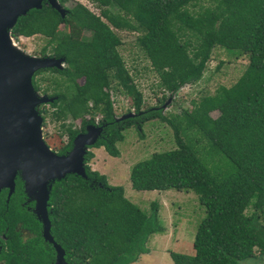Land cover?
<instances>
[{"label": "trees", "instance_id": "obj_1", "mask_svg": "<svg viewBox=\"0 0 264 264\" xmlns=\"http://www.w3.org/2000/svg\"><path fill=\"white\" fill-rule=\"evenodd\" d=\"M66 1L58 0L66 10L63 17L42 2L17 17L10 30L15 40L39 35L44 44L38 53L63 58L60 69L34 71L48 73L41 79L51 90L41 91L55 97L50 110H39L42 122L49 116L58 122V135L69 138L57 153L66 152L72 137L96 116L111 120L112 92L128 97L135 113L126 118L123 129H138L154 117L165 120L160 106L141 110L142 94L118 53L121 40L113 28L137 34L135 45L148 59L158 86L169 94L200 79L214 47L246 57L232 84L191 101V108L183 111L185 127H194L208 151L224 156L231 169L211 171L192 143L182 139L185 128L167 120L175 147L134 162L128 179L134 190L189 189L204 207L192 254L169 252L173 264H240L263 253L264 0H88L98 14L80 2L66 6ZM61 23L66 32L58 29ZM82 30L91 34L79 38ZM31 83L36 90L33 76ZM165 99L162 94L160 101ZM212 110L217 111L215 117L209 116ZM72 121H78L77 128ZM113 123L98 124L102 130L89 148L103 146L109 155H117L115 143L122 139V129ZM92 156L88 150L83 157L85 178L67 174L50 182L46 205L51 232L62 245L86 254L91 264H130L148 251L145 241L158 229L152 223L154 214L147 217L123 195L121 186L108 184L103 174L90 169ZM13 181L7 202L0 192V213H11L12 208L19 213L15 200L24 195L22 181L19 175Z\"/></svg>", "mask_w": 264, "mask_h": 264}, {"label": "rangeland", "instance_id": "obj_2", "mask_svg": "<svg viewBox=\"0 0 264 264\" xmlns=\"http://www.w3.org/2000/svg\"><path fill=\"white\" fill-rule=\"evenodd\" d=\"M74 2H80L90 11L98 14V9L88 0H67L64 5L70 6ZM58 29L66 32L67 27L61 23ZM113 31L121 40L118 53L142 94L141 110L146 107L160 106L165 120L154 117L142 122L138 129L130 125L121 130L122 139L115 143L118 152L116 156L109 155L103 146L89 148L93 156L88 161V165L90 169L103 174L108 184L121 186L123 195L147 217L154 214L152 223L158 229L149 234L145 241L148 251L139 255L130 264H173L169 252L192 254L193 235L204 218V207L189 189H132L128 179L130 167L137 160L148 158L153 152L175 147L173 129L167 122L172 120L175 123L179 122L180 128H185L180 131L182 139L192 143L191 146L197 156L211 171L219 173L229 171L232 167L231 163L224 156L208 151L206 141L194 127H185L183 111L191 108V101H197L203 95L212 94L219 86L227 87L232 84L241 74L247 59L245 56H234L221 47H214L200 79L192 84L181 86L174 94H169L158 86L157 76L151 70L148 59L135 45L134 39L137 34L126 29L113 28ZM90 34V31L82 30L79 32V38ZM13 42L19 51L27 55L40 56L38 51L44 44V39L35 34L27 37L20 36ZM46 75H48L47 72H42L34 77L41 87L50 88L51 84L41 79ZM50 90L47 89V92ZM37 93L43 94L40 91ZM162 94L166 96L163 102L160 101ZM110 96L116 118L133 112L128 97L115 92H112ZM44 108L51 109L48 104H45ZM216 115V110L209 112L211 117ZM95 118L93 121L96 122ZM71 125L77 128L78 121H72ZM58 131V122L46 116L41 124L42 138L52 150L56 151L65 143L64 136L58 135ZM29 194L31 197H36L34 190H29ZM257 255L244 264H264V253Z\"/></svg>", "mask_w": 264, "mask_h": 264}, {"label": "water", "instance_id": "obj_3", "mask_svg": "<svg viewBox=\"0 0 264 264\" xmlns=\"http://www.w3.org/2000/svg\"><path fill=\"white\" fill-rule=\"evenodd\" d=\"M42 2L60 17L65 15L58 0H0V189L8 188L9 195L18 173L25 194L30 198L29 190L36 191V197H31L35 199L34 212L43 222L44 237L52 241L46 214L50 182L67 174L86 177L83 157L100 135L102 125L85 124L84 131L72 137L70 148L64 153L51 150L42 138L38 107L55 97L39 95L31 77L40 68L60 69L63 58L27 55L16 48L10 34L17 17L31 8H40ZM134 114L126 113L118 119Z\"/></svg>", "mask_w": 264, "mask_h": 264}, {"label": "flooded vegetation", "instance_id": "obj_4", "mask_svg": "<svg viewBox=\"0 0 264 264\" xmlns=\"http://www.w3.org/2000/svg\"><path fill=\"white\" fill-rule=\"evenodd\" d=\"M38 54L43 55L41 53ZM62 65L64 66L63 60ZM40 73L41 72L37 74L33 73L32 76L37 85L36 90L42 93L41 89L47 86L41 87L34 77ZM45 104H49V102L40 104L38 110H46L44 108ZM110 117L111 120L106 121L103 116H96V122L93 121V123L98 125L101 123L103 124V122H114L113 124L115 128H121L122 131L124 130L122 126L128 125V120L126 118H117L116 120L114 119L116 116L115 109L113 107V101ZM112 119H114L115 121ZM128 127L129 126H127L126 128ZM62 136H64L65 145L68 143L69 138L66 134H63ZM45 144L48 146L46 142ZM16 177L18 178V175H15V178ZM21 188V192L24 195L15 200V202L18 204L17 210L19 211V213H16L13 208L11 213H0V264H91L88 262L89 258L86 254L81 256L79 253L76 252L75 247H66L62 245L59 239L52 234L51 219L49 216L50 209L47 207V205L46 214L49 221L48 233L53 243L52 241H49L44 237L43 222L39 215H36L34 212L35 199L28 198L26 196L23 191L22 182ZM1 191H3L5 195L3 202H7V197L11 195L12 191L9 195L8 188H1L0 192ZM54 244H56L57 247ZM263 253H260L259 255H262ZM257 254L258 253H256L255 256L249 258L248 260L242 261L240 264H244L249 260L255 258L256 256H258Z\"/></svg>", "mask_w": 264, "mask_h": 264}]
</instances>
